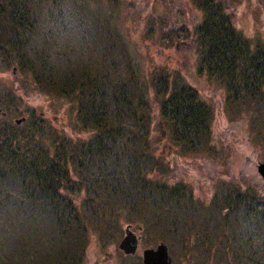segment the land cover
Masks as SVG:
<instances>
[{
    "label": "trees",
    "instance_id": "16d2710c",
    "mask_svg": "<svg viewBox=\"0 0 264 264\" xmlns=\"http://www.w3.org/2000/svg\"><path fill=\"white\" fill-rule=\"evenodd\" d=\"M72 1L66 6V0H0V48L14 52L44 91L71 94L82 124L92 131L88 138L63 147L61 141L41 142L35 125L25 129L23 122L0 123V235L18 223L36 225L41 229L38 240L50 244V252L42 254L41 249L36 257L21 239H7L0 244V256L6 258L0 257V264H76V246L82 247L84 235L80 200L87 217L98 211V201L124 204L140 229L167 230L168 237L163 235L168 247L173 246L169 238L174 237L173 230L159 224V218L168 219L170 212L179 211L186 220L203 219V213L211 211L210 218H220L224 226L218 257L232 259L230 264H264L263 197L239 189L215 190L206 207H192L193 196L179 189L178 183H163L147 172L152 152L147 130L154 111L149 96L157 97L161 91V99L153 105L165 138L195 149L211 146L208 101L189 85L170 88L167 77L154 81L146 71L144 83L133 69L112 78L111 71L98 69L93 58L69 50L67 35L86 34L93 23L88 24L93 14ZM194 1L202 12L194 32L199 68L224 82L227 107L237 100L247 131L262 144L264 42L246 37L219 0ZM52 35L56 49L45 46ZM68 182L82 190L80 196L64 187Z\"/></svg>",
    "mask_w": 264,
    "mask_h": 264
},
{
    "label": "rangeland",
    "instance_id": "374dc122",
    "mask_svg": "<svg viewBox=\"0 0 264 264\" xmlns=\"http://www.w3.org/2000/svg\"><path fill=\"white\" fill-rule=\"evenodd\" d=\"M219 1L231 22L246 37L252 42H264V0ZM74 2L93 14V18H88V24L93 23L86 34L67 35L69 50L76 55L93 58L98 69L111 71L109 74L112 78L119 72H132L133 69L140 72L143 83V73L146 71L154 81L158 76L167 77L170 88L189 85L211 106V146L195 149L180 143L173 144L169 138H165L159 124H156L157 114L153 105L155 99H161V91H158L157 97L149 96L151 110L154 111L152 124L147 130V141L152 151L148 157L147 172L161 177L159 181L163 183H178L179 189L183 188L193 196L190 200L192 207H198V204L206 207L215 190L226 192L239 189L246 193H257L264 199V182L256 171V163L264 159V139L259 144L258 137L249 134L242 115L243 108L236 106L237 100L227 107L224 82L208 77V73L199 68V48L194 42V32L202 12L195 1ZM72 3V0H66V6ZM55 38L52 35L45 46L56 49L58 44ZM19 62L14 52L0 48V123L10 126L15 123V118L23 116L22 127L27 129L35 125L41 142L50 144L61 141L63 147L66 142L88 138L92 131L82 124L74 97L68 93L54 95L44 91L34 80L31 69ZM88 67L92 69V64ZM49 148L53 149L54 146L50 145ZM69 169L71 175V166ZM156 181L157 178L153 180ZM72 186L71 182L64 185L65 188L69 187L72 195L80 196L82 190L73 189ZM80 204L82 207L78 213L84 235L80 237L82 247L76 246V264H142L140 253L143 247L166 242L163 234L166 235L167 230L160 233L158 226L138 229L135 217L124 204L106 202L99 205L98 201L95 204L98 211L90 217L84 215V200H80ZM211 214V211H207L203 213V219L190 217L186 220L179 211H172L169 217L166 216L168 219H158L159 224L168 225L173 230L174 237L169 238L174 241V247H168L171 264L232 263V259L217 255L220 253L217 244L223 238L224 226L220 218L211 219ZM127 223H132L131 228L139 234L138 246L132 255L124 254L118 247ZM24 225H13L15 227L10 229L11 232L4 230V235H0V244L7 239L17 238L25 242L30 253L34 250L33 256L37 257L41 249L42 254L50 252V244L45 240L41 244L38 240L41 229L36 225ZM15 230L20 232H13ZM46 231L47 228L44 229ZM0 257L6 260L2 255Z\"/></svg>",
    "mask_w": 264,
    "mask_h": 264
},
{
    "label": "water",
    "instance_id": "95a60500",
    "mask_svg": "<svg viewBox=\"0 0 264 264\" xmlns=\"http://www.w3.org/2000/svg\"><path fill=\"white\" fill-rule=\"evenodd\" d=\"M20 119H16L19 122ZM256 170L264 180V159L256 164ZM138 236L129 229L127 225L124 228V235L118 243V247L126 254H133L137 248ZM142 264H171V256L168 253L167 246L159 242L155 247H145L141 250Z\"/></svg>",
    "mask_w": 264,
    "mask_h": 264
}]
</instances>
